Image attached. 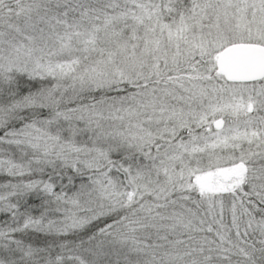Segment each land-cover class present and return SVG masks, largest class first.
<instances>
[{"label": "snow or ice", "instance_id": "snow-or-ice-1", "mask_svg": "<svg viewBox=\"0 0 264 264\" xmlns=\"http://www.w3.org/2000/svg\"><path fill=\"white\" fill-rule=\"evenodd\" d=\"M0 264H264V0H0Z\"/></svg>", "mask_w": 264, "mask_h": 264}]
</instances>
